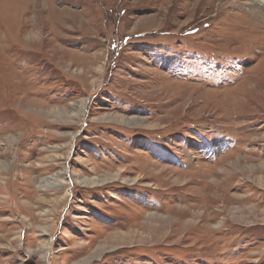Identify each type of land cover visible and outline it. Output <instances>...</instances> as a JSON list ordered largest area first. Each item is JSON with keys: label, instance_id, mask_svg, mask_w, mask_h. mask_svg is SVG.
Here are the masks:
<instances>
[{"label": "rangeland", "instance_id": "obj_1", "mask_svg": "<svg viewBox=\"0 0 264 264\" xmlns=\"http://www.w3.org/2000/svg\"><path fill=\"white\" fill-rule=\"evenodd\" d=\"M0 163V264H264V0H0Z\"/></svg>", "mask_w": 264, "mask_h": 264}, {"label": "bare ground", "instance_id": "obj_2", "mask_svg": "<svg viewBox=\"0 0 264 264\" xmlns=\"http://www.w3.org/2000/svg\"><path fill=\"white\" fill-rule=\"evenodd\" d=\"M252 2V1H251ZM252 5H258L257 3H252ZM259 6V5H258ZM14 7V6H13ZM253 9V8H252ZM257 9V8H256ZM256 12L259 14V11L258 10H256ZM0 167H1V163H0ZM50 182H52V181H54L53 183H54V185H56V186H59L60 185V183H62L61 181H60V176L58 175V174H56V175H53L51 178H49L48 179Z\"/></svg>", "mask_w": 264, "mask_h": 264}]
</instances>
